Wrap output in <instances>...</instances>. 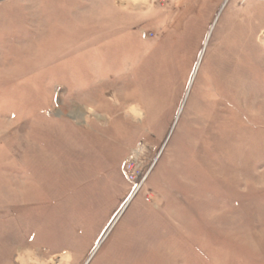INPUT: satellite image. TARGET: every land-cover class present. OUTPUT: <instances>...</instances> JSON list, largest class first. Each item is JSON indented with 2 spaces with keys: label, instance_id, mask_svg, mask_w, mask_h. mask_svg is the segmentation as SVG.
I'll list each match as a JSON object with an SVG mask.
<instances>
[{
  "label": "rangeland",
  "instance_id": "374dc122",
  "mask_svg": "<svg viewBox=\"0 0 264 264\" xmlns=\"http://www.w3.org/2000/svg\"><path fill=\"white\" fill-rule=\"evenodd\" d=\"M0 0V264H264V0Z\"/></svg>",
  "mask_w": 264,
  "mask_h": 264
},
{
  "label": "crops",
  "instance_id": "0c3cea01",
  "mask_svg": "<svg viewBox=\"0 0 264 264\" xmlns=\"http://www.w3.org/2000/svg\"><path fill=\"white\" fill-rule=\"evenodd\" d=\"M226 2V0L224 1V3Z\"/></svg>",
  "mask_w": 264,
  "mask_h": 264
}]
</instances>
